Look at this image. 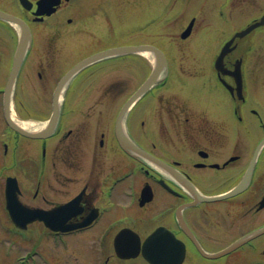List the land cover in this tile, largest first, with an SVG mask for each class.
<instances>
[{"label": "flooded vegetation", "instance_id": "1", "mask_svg": "<svg viewBox=\"0 0 264 264\" xmlns=\"http://www.w3.org/2000/svg\"><path fill=\"white\" fill-rule=\"evenodd\" d=\"M20 1L0 0V9L25 19L32 35L15 81L14 100L19 91L30 94V90H34L36 95L30 101L41 111L50 106L51 112L55 93V87L50 88L51 83L95 52L79 51L80 46L88 43L87 29L92 25L81 16L67 14L70 13L68 7L77 0H61L50 15L37 14L38 0H28L30 9ZM137 33L145 40L123 38L112 46L145 42L159 46L155 30L153 35L151 31L148 33L149 41L144 30ZM17 43V30L0 18L3 194L7 179L16 177L21 200L31 207L50 210L73 202L72 215L64 221L76 225L73 232L50 230L45 221L38 222L52 236L62 239L98 231L95 234L98 241L102 245L110 242V246H104L105 250L118 259L114 240L121 231H126L120 239L130 242L132 248L138 246L137 264H154L147 256H152L156 264L178 260L183 249L177 239L185 243L182 244L185 259L181 264H264V231L253 235L242 246L218 254L219 250L264 226V153L257 158L248 186L221 199H204V196L233 188L252 161L260 140H256V136L226 140L225 130L264 128V103L255 95H247L248 81L263 82L264 87V74L261 80L262 74L253 73L251 77L246 72L243 74L242 97L237 94L236 80L230 74H215L211 81L223 91L211 88L212 84L209 87L207 79L184 80L181 85L192 87L195 93L193 97L183 95L189 110L181 109L176 108L173 97L167 95L168 90L164 95L161 92V86L169 80L171 89L178 91L176 87L180 82L177 75L172 78V63L168 57L167 79L144 93L128 111L124 128L130 140H126L117 131L118 115L145 80L151 63L136 52L106 57L82 68L61 91L55 131L45 138H33L14 130L6 117L5 89ZM239 58L226 57L228 67L232 68ZM119 69H122V77L115 74ZM134 73L143 79L133 88L131 76ZM104 74L112 76L105 81L104 88L88 84L87 81ZM224 78L233 84L234 91L226 88ZM25 80L27 85L38 81L32 84L36 88H24ZM49 91H52L51 104L47 99ZM220 92L231 93L235 99L237 115L229 120L222 110L224 97ZM94 100L97 103L92 104ZM19 102L24 107L23 100ZM37 116L42 118V115ZM167 129L173 134L176 130L181 140H156ZM142 149L167 162L173 171L187 179L185 183L172 170L151 164ZM151 236L153 241H150ZM122 260L129 264L133 259Z\"/></svg>", "mask_w": 264, "mask_h": 264}, {"label": "rangeland", "instance_id": "2", "mask_svg": "<svg viewBox=\"0 0 264 264\" xmlns=\"http://www.w3.org/2000/svg\"><path fill=\"white\" fill-rule=\"evenodd\" d=\"M68 8L69 12L78 13L83 21L92 25L88 29L90 34L88 43L80 46L81 53L107 48L123 38H131L130 41L145 40L138 39V34L135 35V32L145 28L148 30L146 39L149 41L148 33L151 31L153 35L155 30L159 36V45L165 49L170 64L172 63V78H175V74L180 79L176 87L178 91L171 89V80H169L161 87V92L164 95L168 90L167 95L173 97L176 108L188 109L183 101V95L193 97L195 89H191L192 87L187 89V86L181 85L182 80L189 79V75L192 78L196 77L194 73L198 70L205 78L210 79L214 71L213 62L223 41L263 15L264 0H77ZM193 16H196L194 31L189 38L181 40L180 34ZM133 36L135 37L132 38ZM69 44L72 45L73 42ZM59 49L58 45L57 53ZM236 52H239L244 59L247 76L251 77L253 73L262 74L261 80L264 74V25L245 35ZM115 74L117 77H122V69ZM34 76L38 79L37 73ZM111 78V75L104 74L98 79L87 82L91 83L93 88H104ZM131 78L132 87H135L143 76L134 73ZM26 80L23 82L27 85ZM37 82L36 80L30 82L29 87L36 88L32 84ZM56 83L57 79L51 83L50 88L53 89ZM207 84L210 87L212 83L207 81ZM262 84L263 82L260 81L254 84L248 81L247 95H255L264 103ZM47 94L48 103L51 104L52 91ZM35 95L34 90H30V94L24 90L23 93L19 91V98L23 100L24 106L27 109L31 108V113L42 115L44 119L50 113V106L43 111L36 105L32 106L30 98H34ZM95 103L97 100L92 102ZM224 115L226 120L231 117L229 114ZM252 130H242L241 136H248ZM174 131L175 134L171 129H167L156 140H181L176 130ZM234 133L235 130L232 129V135L227 134L226 140H233L236 137ZM2 164L0 162V169ZM1 186L2 184L0 191H3ZM3 206L0 193V264L128 263L108 255L110 252L106 251L104 246H110V242L102 245V242L98 241V236H95L98 231L92 230L78 237L70 236L67 240H62L51 236L40 222L31 224L27 230H17L8 220ZM135 263H138V259L129 260V264Z\"/></svg>", "mask_w": 264, "mask_h": 264}, {"label": "water", "instance_id": "3", "mask_svg": "<svg viewBox=\"0 0 264 264\" xmlns=\"http://www.w3.org/2000/svg\"><path fill=\"white\" fill-rule=\"evenodd\" d=\"M51 3H53V1H51ZM42 5H46V6L49 5L50 6V0H44ZM0 16L14 20L13 16L8 15V14L2 12L1 10H0ZM192 24H193V22L190 23L189 28L186 30V32L183 35H185L186 33H188L190 31ZM260 25H264V15L259 20L254 21L253 23H251L249 26H247L243 30L238 31L232 37V39L229 42H227V44L223 47V49L221 50V53L219 54V58L217 60L218 69L225 71V69H224L225 68L224 67V57L226 56V54L229 51H231L233 49L234 46L231 47V44L234 41V39L238 36L239 37L244 36L245 34L250 32L252 29H254L255 27H258ZM22 36H25V35H22ZM22 41L18 47L16 57H15V61H14L13 68H12V72H11L10 79L8 82V87H7V92H6V104H8V101L11 97V94H10L11 88L13 86V82L16 78V75H17V72L19 70L20 63H21V60H22V57H23V54H24V51L26 48L25 43H24V42H26V39H24V40L22 39ZM131 51H148V52H150L156 56V62H155V65H154L153 70L150 73V75L147 77V79L137 89L135 94L125 103L124 107L122 108L121 114L119 115V118H118V125H117L119 128V131H120V125H121L123 115H124L125 111H127V109L129 108L131 103L139 95H142L145 91H147L155 83L160 81L163 78V71L165 69H167L166 56H165L164 52L160 48H158L157 46H154L151 44H141V45H136V46H134V45L121 46V47L112 48V49H109L106 51H101L99 53H96V54L84 59L83 61L78 63L74 68H72L59 82V84L56 88V91H55V95H54V97H55L54 98V110H53V114L51 116V119L49 121L48 127L40 133L29 132L28 130L21 128L20 126L16 125L17 130H19L23 134H27L30 136H40V135L48 134L54 128V126L57 123L58 115H59V108H58L59 92L61 91L64 84L67 82V80L77 70H79L82 66H84L85 64H87L91 61L105 57L107 55H113V54L131 52ZM232 72L235 75L240 74L239 64H237L235 70H233ZM8 107L9 106L7 105L6 108H8ZM252 167H253V165H251L247 171V175L243 180L244 184L249 181V178H250V175L252 172ZM17 190H18V186L16 184V181L15 182L13 181V184L8 186L7 190H6V207H7V210H8V213H9L11 219L16 223V225H18L20 227H26L29 222H31L35 219H42L47 223V225H49L51 228L56 229V230L63 229V227L66 226L65 224H63V221H64V219H66L72 215V212H73L72 208L74 206L73 202L60 205V206L55 207V208L48 210V211L47 210L45 211V210L39 209V208H29L20 202L18 195H17V192H16ZM234 191L235 190H233L232 192H234ZM232 192H230V193H232ZM219 197H224V195L215 196V197H208V199L219 198ZM151 241H153V237L151 238ZM149 245H150V243H149ZM119 246L123 248L124 245H122L120 243ZM120 253L122 254V252H120ZM181 257H182V255H179L176 259L180 260ZM150 258L152 260H154V258L152 256ZM175 261H176V263L178 262L177 260H175Z\"/></svg>", "mask_w": 264, "mask_h": 264}, {"label": "bare ground", "instance_id": "4", "mask_svg": "<svg viewBox=\"0 0 264 264\" xmlns=\"http://www.w3.org/2000/svg\"><path fill=\"white\" fill-rule=\"evenodd\" d=\"M144 54H149V53H147V52H145ZM15 120L21 125V126H23V127H25V128H33V129H35L36 127H38L37 125H34L33 123H31V122H27V121H24L23 119H20V118H18V117H15Z\"/></svg>", "mask_w": 264, "mask_h": 264}]
</instances>
